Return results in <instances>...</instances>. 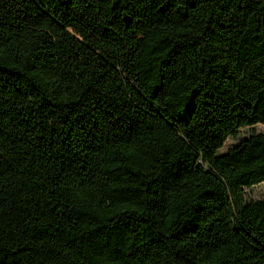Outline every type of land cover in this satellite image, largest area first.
<instances>
[{
	"label": "trees",
	"instance_id": "obj_1",
	"mask_svg": "<svg viewBox=\"0 0 264 264\" xmlns=\"http://www.w3.org/2000/svg\"><path fill=\"white\" fill-rule=\"evenodd\" d=\"M257 125L264 0H0V264H264Z\"/></svg>",
	"mask_w": 264,
	"mask_h": 264
},
{
	"label": "rangeland",
	"instance_id": "obj_2",
	"mask_svg": "<svg viewBox=\"0 0 264 264\" xmlns=\"http://www.w3.org/2000/svg\"><path fill=\"white\" fill-rule=\"evenodd\" d=\"M255 131L258 133H264V126L263 125H257L255 126ZM250 129L246 128L243 129L239 134L237 138H229L224 147L220 150V153L226 152L229 148L234 146L237 142H239L241 139L245 138L249 134ZM248 197L254 200H262L264 199V183L257 185L253 187L250 190H247Z\"/></svg>",
	"mask_w": 264,
	"mask_h": 264
}]
</instances>
